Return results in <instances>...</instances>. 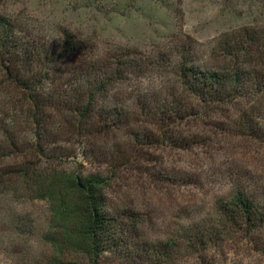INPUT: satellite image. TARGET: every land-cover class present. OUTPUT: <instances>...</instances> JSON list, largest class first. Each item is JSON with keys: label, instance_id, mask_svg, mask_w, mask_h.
I'll return each mask as SVG.
<instances>
[{"label": "trees", "instance_id": "obj_1", "mask_svg": "<svg viewBox=\"0 0 264 264\" xmlns=\"http://www.w3.org/2000/svg\"><path fill=\"white\" fill-rule=\"evenodd\" d=\"M221 47L229 61L204 68L179 43L172 85L148 90L140 79L167 63L163 54L100 51L68 32L33 35L0 14V193L50 203L41 235L49 247L44 264H185L189 258L214 264L204 255L211 249L225 256L232 249L241 259L251 253L264 264V185L239 182L238 172L231 188L181 233L138 237L153 218L150 192L174 181L159 149L204 145L208 118L226 104L235 106L227 117L238 119L235 128L247 143L250 136L264 143V105L238 107L247 94L264 100V66L243 64L238 52L248 46L238 38ZM78 155L96 170L67 168L82 165Z\"/></svg>", "mask_w": 264, "mask_h": 264}, {"label": "rangeland", "instance_id": "obj_2", "mask_svg": "<svg viewBox=\"0 0 264 264\" xmlns=\"http://www.w3.org/2000/svg\"><path fill=\"white\" fill-rule=\"evenodd\" d=\"M0 14L11 17L33 35L55 37L68 32L100 51L129 48L144 57L163 54L168 64L162 63V68L153 65L140 79L141 88L148 90L172 85L171 70L179 43L195 56L197 64L211 68L229 61L220 44L238 38L248 46L238 52L245 58L243 64L252 69L264 66V0H0ZM243 98L239 108L250 110L264 105V100L256 101L250 94ZM223 108L221 115L208 118L210 126H201L207 138L204 145L157 151L174 181L150 192L153 218L145 220L140 239L165 240L181 233L186 224L204 216L215 199L231 188L235 172L239 182L253 187L264 185L261 137L250 136L247 143L235 128L238 119L227 117L235 106L226 104ZM254 124L257 128V120ZM77 160L82 165L70 162L65 166H84L86 173L96 170L82 155ZM50 212L48 200L0 193V264H44L49 247L41 235L47 229ZM237 252L229 249L225 256L223 251L211 249L204 255L214 257V264H257L251 253L241 259ZM185 264L203 263L189 258Z\"/></svg>", "mask_w": 264, "mask_h": 264}]
</instances>
